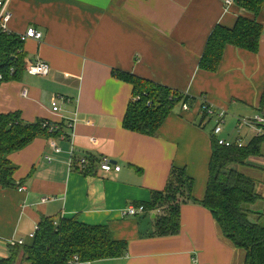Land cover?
Here are the masks:
<instances>
[{"label": "crops", "instance_id": "1", "mask_svg": "<svg viewBox=\"0 0 264 264\" xmlns=\"http://www.w3.org/2000/svg\"><path fill=\"white\" fill-rule=\"evenodd\" d=\"M225 1H11L8 28L16 35L29 28L42 33L41 41L24 42V52L29 61L48 63L50 73L1 82L0 115L19 112L24 123L63 124L69 137L54 139L60 154L49 146L51 139L38 137L8 156L17 168L18 186L0 187V258L9 255V240L29 241L42 218L76 217L108 227L114 240L127 243L123 257L93 264H245V252L223 237L201 205L181 207L180 233L171 237H153L154 214L122 217L125 208L147 204L154 191H164L173 166L193 180L192 197L204 198L215 139L200 112L201 98L228 112V127L219 138L240 136L247 145L255 137L251 130H234L236 118L264 116V10L256 19L263 27L258 52L227 46L217 71L198 67L215 27L232 29L238 17L254 18ZM115 71L197 101L187 111L177 105L156 136L133 133L122 126L133 87L114 77ZM74 119L70 128L67 123ZM81 158L88 160L86 170ZM102 158L121 170L102 173ZM231 168L256 183L260 199L251 208V220H257L264 213V142L258 157Z\"/></svg>", "mask_w": 264, "mask_h": 264}, {"label": "trees", "instance_id": "2", "mask_svg": "<svg viewBox=\"0 0 264 264\" xmlns=\"http://www.w3.org/2000/svg\"><path fill=\"white\" fill-rule=\"evenodd\" d=\"M234 2L252 13L254 18L238 17L232 29L224 26L213 29L198 64L203 71L218 70L227 46L258 52L263 27L256 19L264 10V0ZM25 58L24 43L18 36L0 31V84L22 78ZM11 70L14 71L13 76L10 75ZM113 75L133 87L132 101L126 109L122 126L136 134L156 136L177 105L187 104L190 108L197 101L127 72L115 71ZM262 95L261 106L264 104V92ZM51 125L57 126L55 131H49ZM63 130V124L56 125L48 120L24 123L19 112L0 115V187L4 190L18 186L13 178L17 168L8 160L9 155L25 148L38 137H69ZM263 142L264 135L257 136L238 149L220 147L214 141L207 188L204 198L199 201L192 197L193 180L185 169L173 166L165 190L154 191L150 202L143 204L148 214L155 215L153 237L178 235L181 207L186 203L201 205L213 216L223 237L245 252V264H264V213L252 221L249 208L260 199L257 185L231 168L232 165L243 164L250 157H258ZM34 237L24 245L8 246L9 255L0 258V264H16L19 259L21 264H66L75 255L82 260L96 262L121 258L127 251V243L114 240L108 227L90 226L76 217L58 220L42 218Z\"/></svg>", "mask_w": 264, "mask_h": 264}, {"label": "built area", "instance_id": "3", "mask_svg": "<svg viewBox=\"0 0 264 264\" xmlns=\"http://www.w3.org/2000/svg\"><path fill=\"white\" fill-rule=\"evenodd\" d=\"M12 0H0V31L6 34H13L11 33L10 29L8 28V24L11 21L13 14L10 12V3ZM235 0H226L225 5L228 7L229 5L233 4ZM19 40L24 43L25 41L32 39L34 41H41L43 35L41 32L36 31L33 28H29L25 33L17 35ZM24 64H25V73L28 75H33V76H42L45 77L48 75L50 72V66L48 63L43 62L41 60L37 61H32V60H27L26 58L24 59ZM10 75L13 76L14 71H10ZM2 79V75L0 74V81ZM23 97L27 96V92L24 91L22 93ZM58 98H52V110L54 113H57L59 111V106L58 102L56 101ZM201 105H200V112L205 118V120L210 121L214 119V128L212 130V136L215 139L216 143L220 147L228 148V147H236L238 149H242L246 144L244 140L242 139L243 137L238 136L235 141H230V140H225L222 138H219L218 136L224 131L225 128V120L227 118L228 112L227 111H222V110H215L212 106H210L207 101L204 98H201ZM182 110L187 111L189 109V106L187 104H182ZM76 123V120H71L67 123V125L72 128L74 124ZM235 132L238 134H241L242 131L246 130H251L254 132L255 137L257 136H263L264 135V116L263 115H256V117L253 118H236L235 119ZM47 126V125H44ZM57 128L54 126L49 127V131H55ZM62 138L65 139V136H62ZM49 146L53 149V151L56 154H60L61 150L60 148L56 145V141L51 138L49 141ZM71 156V154H70ZM48 160H51V158L48 157ZM99 163V169L102 173L108 175L109 173L112 172H119L121 170V167L117 164H114L109 158H102L100 159ZM79 165L82 170H86L88 168V160L85 158L78 159ZM22 190V188H20ZM48 199H42L41 202L45 203ZM146 213L145 206L141 205L140 207H134V206H129L125 208V210L122 211V217H137L140 214ZM56 224V223H55ZM38 227L36 228V230ZM35 233L30 234L28 237L30 240H33L35 237ZM27 241L25 239L21 240H9L7 242L8 246H21L24 245ZM66 264H93L92 261H86L80 259L77 255L73 256L70 258Z\"/></svg>", "mask_w": 264, "mask_h": 264}, {"label": "rangeland", "instance_id": "4", "mask_svg": "<svg viewBox=\"0 0 264 264\" xmlns=\"http://www.w3.org/2000/svg\"><path fill=\"white\" fill-rule=\"evenodd\" d=\"M206 126L208 127L209 130H213V128L215 127V126H214V119L208 121V123L206 124ZM224 126L227 128V127H228V124H227V126H226V123H225ZM252 206H253V205H252ZM252 206H249V208L251 209ZM16 264H21L20 259H19V261H18ZM22 264H24V263H22Z\"/></svg>", "mask_w": 264, "mask_h": 264}]
</instances>
